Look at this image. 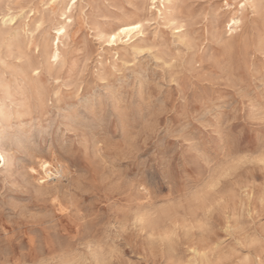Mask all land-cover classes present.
Here are the masks:
<instances>
[{"label":"rangeland","instance_id":"obj_1","mask_svg":"<svg viewBox=\"0 0 264 264\" xmlns=\"http://www.w3.org/2000/svg\"><path fill=\"white\" fill-rule=\"evenodd\" d=\"M8 8L0 264H264V0Z\"/></svg>","mask_w":264,"mask_h":264},{"label":"bare ground","instance_id":"obj_2","mask_svg":"<svg viewBox=\"0 0 264 264\" xmlns=\"http://www.w3.org/2000/svg\"><path fill=\"white\" fill-rule=\"evenodd\" d=\"M160 3V2H159ZM161 6V5H160ZM161 11V9H159ZM16 15L12 13V11L8 8L5 12H3L0 16V24L2 26V28H12V25L15 22L16 19ZM241 20L240 18H230L228 21V26L231 30H233L234 28H236L239 24H240ZM143 23L141 21H136V22H132V23H124L122 25H120L118 28L113 29L112 31H110L108 33V38L109 41L113 43H117L118 40H121L123 36H130L129 40L135 36L138 33L142 32L143 29ZM67 32L66 26L62 25L57 29V38L58 40L64 36ZM125 42V41H124ZM115 45V44H114ZM60 50L58 48H55L54 51H52V55L50 56L58 59L60 58ZM42 62L39 61H33V60H28V62L25 64V66H23V68H21L17 73L21 76V78L18 79V81L22 82V86L28 88V86H31L32 88V82L31 80L35 79L36 76H39L40 72H41V67H42ZM37 90V89H36ZM36 99L37 102L42 103L43 102V97L41 95V93H36ZM11 113H9L8 116H6L7 120L10 121L11 120ZM11 124V121L9 122V125ZM0 134H2V131L0 130ZM12 135H10L11 137ZM4 137V136H3ZM7 137V136H6ZM9 137V136H8ZM13 138V137H12ZM14 141V140H13ZM7 143V142H6ZM6 147V146H5ZM7 148H0V156L3 159L7 158ZM9 156V155H8ZM64 167V166H63ZM63 167L61 166L59 169H57V174L61 175L62 173H64L63 171ZM52 173H49L47 176H51L52 177ZM145 181V180H144ZM146 182V181H145ZM123 185H126L125 183ZM61 187V186H59ZM60 189V188H59ZM60 192V191H59ZM158 194V193H157ZM193 195V194H192ZM58 201V199H56ZM57 204H59L57 202ZM153 208V207H152ZM217 212V211H216ZM148 215V214H147ZM146 215V216H147ZM151 216V215H150ZM4 231V230H3ZM5 239V238H4ZM43 242V241H42ZM1 243V242H0ZM27 243V242H26ZM62 245V244H61ZM60 245V246H61ZM7 247V246H6ZM23 247V246H22ZM63 247V246H62ZM24 248V247H23ZM41 248V247H40ZM61 248V247H60ZM5 249V247H4ZM22 249V248H21ZM44 249V248H43ZM4 251V250H2ZM6 251V250H5ZM7 253V251H6ZM41 253V252H40ZM9 254V253H8ZM1 256V255H0ZM21 256V255H20ZM22 259V258H21ZM106 259V258H105ZM7 261V260H6ZM106 261V260H105Z\"/></svg>","mask_w":264,"mask_h":264}]
</instances>
